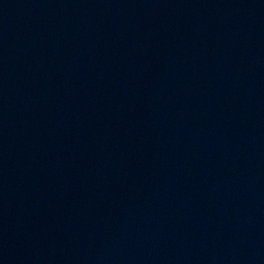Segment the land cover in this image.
I'll return each instance as SVG.
<instances>
[{
    "label": "water",
    "instance_id": "water-1",
    "mask_svg": "<svg viewBox=\"0 0 264 264\" xmlns=\"http://www.w3.org/2000/svg\"><path fill=\"white\" fill-rule=\"evenodd\" d=\"M0 264H264V0H0Z\"/></svg>",
    "mask_w": 264,
    "mask_h": 264
}]
</instances>
